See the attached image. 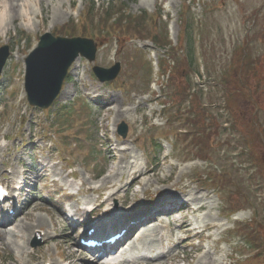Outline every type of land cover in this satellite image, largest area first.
I'll list each match as a JSON object with an SVG mask.
<instances>
[{"label": "rangeland", "instance_id": "rangeland-1", "mask_svg": "<svg viewBox=\"0 0 264 264\" xmlns=\"http://www.w3.org/2000/svg\"><path fill=\"white\" fill-rule=\"evenodd\" d=\"M117 1V0H115ZM126 8V14L129 15H139L142 12L147 11L148 13H153L157 10V13L162 11L168 15V20L172 19L170 41L172 42V47L181 48V51H185L188 43V39L191 36V28L194 29L196 36V41H193L197 51V59L195 70L188 77L178 76L177 87H185L188 82L191 83L192 88L195 92L199 93L201 90V102L205 105L206 109L212 114L211 120H218L219 123L223 124V127H219V132L221 134L218 137L217 146L215 149L211 150L213 155L212 159H209L207 164L199 159H190L197 152V148L192 144V142L184 139V132H179L177 128L183 129V131L188 129L193 131L194 128L184 121H173L175 120L174 113L178 106L173 104L169 106L171 101L170 97L166 96V93L174 92L175 84H168L166 77L159 78L155 81L156 76L154 74L152 80L156 83L158 90L153 94L147 101L149 108L142 113L132 112L130 119H126L132 123V118L135 117L136 125L132 130V137L140 132H145V122H142V115L145 113V117L148 121V127L151 126L149 122L151 108L161 109V105L166 104L165 109L167 116L164 113L157 112L155 118L151 121L156 127L155 133L164 132L169 138L177 139L175 143V149L173 152V157L169 158L167 163L163 166V169L159 172L158 177L164 178L172 174L174 180L180 174V171H185L194 180L196 179L197 184L204 186L205 184L210 186V191L213 192L216 187L211 185L203 177V174L214 175L217 174L221 180V188H218L219 194L212 195V203L215 208L214 211L207 210L201 211L197 218H192V226L196 227V230L204 229L203 225L207 221L212 220V216L216 214L217 211H228L237 208L245 209V213L248 214L253 222L250 220L249 224H241L235 227V230L226 233L227 239L235 246L240 252H247L248 256L245 261L247 264H260L262 259L257 258V249L261 250L260 254L264 256V176L262 175L259 166L252 164L248 161V138L246 131L248 129L249 121L252 117H256L261 123L262 128H264V77L259 75L261 69V75H264V66H261V62L264 61V0H118ZM42 7L44 17H40L35 20V24L32 31H29L23 27L24 17L16 16L15 24L11 25V34L9 37L4 38L3 30L0 28V43L8 42L11 49L19 53L26 54L30 47L36 44L37 37L41 33L51 30V21L49 18L55 11L58 10L59 17L60 11H63V17L57 20L52 32H60L66 28L73 20L72 7H70L69 2H64L61 4V0H42ZM62 6V7H61ZM188 6L191 8L190 12H186ZM187 7V8H186ZM152 10H151V9ZM150 9V10H149ZM81 8H77V12L80 13ZM94 13L96 15H101L100 9L95 8ZM84 12L81 15V19L85 20ZM58 17V18H59ZM34 19V14L31 15ZM151 18L150 22L146 24H151L153 22ZM89 23V30H81V33L85 32L84 35L93 37L99 42V47L97 51V64L103 66H111L115 60L122 63L121 71V83L126 82L128 90H138L140 93H145L147 86V81L149 80L148 71L149 62L147 56L137 51L135 43L129 41L124 34L121 35L120 41V53L114 55L115 51V41L116 32L114 29L103 28L100 29L97 24H93L90 20H86ZM167 22V21H166ZM105 26V25H103ZM156 29L147 26L144 32V38H150L154 35ZM69 33V31H67ZM71 32V30H70ZM80 32V29H79ZM29 34V36H27ZM78 35V33L76 32ZM114 38V40H112ZM150 41V39L146 40ZM250 42V43H249ZM252 42V43H251ZM150 43V42H148ZM246 45L250 53V57L244 66V68H239L237 66V54L240 49ZM162 52V51H160ZM186 52V51H185ZM166 53V52H165ZM115 58V60H114ZM254 62V63H253ZM252 64V66H251ZM22 66V63L19 64ZM247 70H246V68ZM254 68V69H253ZM256 68V69H255ZM90 66L88 62L78 63L73 69L72 76L67 82L65 91L55 106L56 111H60L63 108H68L71 110L72 104L76 99H79V94L81 97H87L89 100L94 102V99H102L105 104H109V100H115L117 103H122V96L120 92H115L111 87L103 86L97 81L93 80L89 76ZM233 71L234 75H242L244 86L252 94V98L248 97L246 92L244 95L237 97V104L234 101L231 103L233 105L234 113L232 109L223 102V96L225 88L223 84H219L220 76L224 75L226 71ZM252 72L250 74L249 72ZM14 91L13 100L7 107L8 112L0 115V131L5 132L6 130H11L17 132L19 129L18 120L23 113H26V101L24 97V91L22 88V81L18 80L16 84L11 88ZM160 89V90H159ZM189 89V88H188ZM189 91V90H187ZM193 92V91H192ZM103 95V96H100ZM134 95V94H133ZM127 93L125 104L128 102H135V97ZM94 96H96L94 98ZM110 97H112L110 99ZM142 97V96H141ZM142 99V98H141ZM159 101V103L157 102ZM15 107L12 110L11 107ZM188 106V101L185 102L184 107ZM96 108L84 107L86 111L84 113L87 115L89 121L86 118L79 119L75 122L76 130L84 133H94L96 135L98 126L97 119L100 105L97 104ZM229 107V109H228ZM171 108L174 111H171ZM89 110H94L91 114ZM72 114L75 113L71 111ZM28 118L31 119L32 116H36L40 123L46 121L47 115H42V112H37L34 110L28 111ZM84 115V117L86 116ZM233 115V119H232ZM46 116V117H45ZM116 112L111 110L106 112L103 117V129L105 133L112 137L108 130L109 122L115 118ZM169 116L170 120H167ZM78 114H75V118H79ZM215 117V118H214ZM63 118L66 115L63 114ZM71 118V115L70 117ZM145 119V118H144ZM172 120V121H171ZM11 121V125H9ZM49 120H47V123ZM230 123V126H229ZM236 124L237 127H233L232 124ZM183 127V128H182ZM29 129L28 123L24 125L21 132H27ZM178 131V133L176 132ZM51 132V131H50ZM218 132V133H219ZM43 137V132H39ZM104 133V131H101ZM178 137V138H175ZM15 140V139H14ZM135 140V139H134ZM16 142V141H15ZM188 142L189 145L184 144ZM233 144L235 147L234 151L223 152V150L230 147ZM258 150L264 155V141L259 140ZM171 150V147L168 148ZM242 152V155L239 153ZM205 153V152H204ZM193 154V155H190ZM204 155V154H203ZM177 156V158H176ZM197 156V155H195ZM191 165V167H190ZM207 167V168H206ZM175 169V170H173ZM212 169V170H211ZM215 170V171H213ZM222 173V174H221ZM226 176L230 180H226ZM218 178V179H219ZM154 180H157L155 178ZM226 181V182H224ZM168 184V181H167ZM155 187H163L161 183L152 182ZM196 184L193 183L192 186ZM210 192V194H211ZM49 204L39 200L37 201L36 207L28 212L26 215L27 219L35 222L39 215L44 217V209H49ZM212 211V214H211ZM210 212V217L205 218V215ZM57 215V210L54 211ZM205 231V230H204ZM216 230L205 232L201 239L211 240L209 234L214 236V238L219 235L221 230ZM211 236V237H212ZM212 238V241L214 240ZM249 244V248L247 247ZM258 243L259 248L256 245ZM68 248L66 249V243L63 248H65V253H76L75 249L78 250L74 244V239H71L68 243ZM230 250L229 245H227ZM46 249L50 251V247L47 246ZM64 250V249H63ZM13 250L5 244V241L0 234V264H15L14 257H12ZM180 253L179 259L174 261L175 264H182L185 260H190L193 253H184V257ZM243 256V255H241ZM37 261H32L31 264H37ZM29 264V262H28ZM82 264V263H80Z\"/></svg>", "mask_w": 264, "mask_h": 264}, {"label": "water", "instance_id": "water-1", "mask_svg": "<svg viewBox=\"0 0 264 264\" xmlns=\"http://www.w3.org/2000/svg\"><path fill=\"white\" fill-rule=\"evenodd\" d=\"M72 50H60L55 55L47 43L41 52L30 59L27 86L33 102L45 106L52 102L74 56Z\"/></svg>", "mask_w": 264, "mask_h": 264}, {"label": "bare ground", "instance_id": "bare-ground-1", "mask_svg": "<svg viewBox=\"0 0 264 264\" xmlns=\"http://www.w3.org/2000/svg\"><path fill=\"white\" fill-rule=\"evenodd\" d=\"M41 1L42 0H40V2ZM61 4L63 5L62 1H61ZM42 8L43 7H41V11H42ZM59 11H60V17H61V14H63L61 12H63V11H61V10H59ZM33 12H34V8H33V6L30 3H28L27 0H0V27L3 28V29L6 28L7 25L9 24V20L11 18L15 19L16 16H21V17H24V21H25L24 25H25V27H27L28 29H31V26H32L31 20H33L31 18V14H33ZM55 14H56L57 17H59L58 10L55 11ZM127 150L129 151L131 149L128 148ZM125 152L126 151L122 152L123 156H124ZM130 152L132 153L131 157H126L127 160H126V165L125 166H122V167L118 166L117 167V173L121 172L122 170H128L129 171L130 168L134 164H136V161L138 160L139 155H138V153L135 150H131ZM123 156H122V158H123ZM110 172H111V170H110ZM144 175H145V170H143V169H141L139 167L137 170L134 171V181L140 182ZM107 177H108V180H110V179L113 178V175H111V173H109L107 175ZM104 180H106L105 181L106 183L104 182L105 184H103V187H107L109 184L113 185V182H111V181L107 182V178H105ZM125 186H126V184L124 183L123 187H125ZM129 187H130V185H127V189H129ZM122 189H124V188H122ZM119 191H120V188H118L116 190V192H119ZM190 192L191 191H189V193ZM200 199H209V195L208 194H204V195H202L200 197V196H197L196 194H193L191 196V200H193V201H197V200H200ZM199 208H206V204L205 203H200ZM41 218H42L41 216L38 217L36 221H38V222L41 221ZM9 219H10L9 216L4 217V218L1 219V222L5 224V222L9 221ZM25 219H26V221H24ZM26 226H34V225H33L32 222L27 221V217L24 216L23 220H17V227H15V228L21 227L22 230L23 229L25 230V229H27ZM2 232L4 233V235H8L9 236V233H7L5 231H2ZM15 232H16V234L19 235L20 230L15 231ZM12 242L15 243V244L19 243L17 238H15ZM8 243H9V237H8ZM20 248H22V247L20 246ZM71 256L74 259L73 260V264H77V262L82 259V258L78 257L77 253H72Z\"/></svg>", "mask_w": 264, "mask_h": 264}]
</instances>
